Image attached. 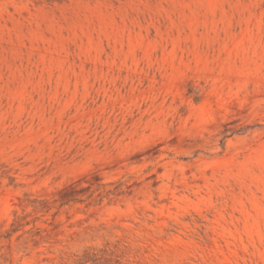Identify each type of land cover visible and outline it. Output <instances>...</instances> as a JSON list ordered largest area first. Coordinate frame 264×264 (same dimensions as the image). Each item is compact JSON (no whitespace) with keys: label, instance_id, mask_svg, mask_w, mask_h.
Returning <instances> with one entry per match:
<instances>
[{"label":"rangeland","instance_id":"rangeland-1","mask_svg":"<svg viewBox=\"0 0 264 264\" xmlns=\"http://www.w3.org/2000/svg\"><path fill=\"white\" fill-rule=\"evenodd\" d=\"M0 264H264V0H0Z\"/></svg>","mask_w":264,"mask_h":264}]
</instances>
